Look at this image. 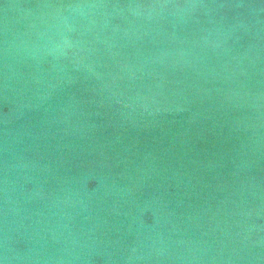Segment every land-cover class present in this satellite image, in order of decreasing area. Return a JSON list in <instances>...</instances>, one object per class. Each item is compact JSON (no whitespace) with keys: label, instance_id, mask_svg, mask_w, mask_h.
Masks as SVG:
<instances>
[{"label":"water","instance_id":"1","mask_svg":"<svg viewBox=\"0 0 264 264\" xmlns=\"http://www.w3.org/2000/svg\"><path fill=\"white\" fill-rule=\"evenodd\" d=\"M0 264H264V0H0Z\"/></svg>","mask_w":264,"mask_h":264}]
</instances>
